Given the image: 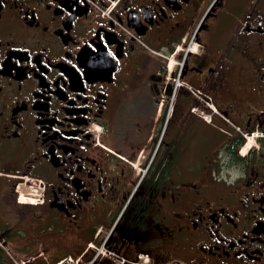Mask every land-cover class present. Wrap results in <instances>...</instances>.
<instances>
[{
	"label": "flooded vegetation",
	"instance_id": "af4514ba",
	"mask_svg": "<svg viewBox=\"0 0 264 264\" xmlns=\"http://www.w3.org/2000/svg\"><path fill=\"white\" fill-rule=\"evenodd\" d=\"M26 179L39 204L17 202ZM11 217L19 254L264 264V0H0Z\"/></svg>",
	"mask_w": 264,
	"mask_h": 264
},
{
	"label": "rangeland",
	"instance_id": "374dc122",
	"mask_svg": "<svg viewBox=\"0 0 264 264\" xmlns=\"http://www.w3.org/2000/svg\"><path fill=\"white\" fill-rule=\"evenodd\" d=\"M174 59V58H173ZM170 62V61H169ZM179 64V62L178 61H176L173 65L174 66H177ZM204 115V114H203ZM207 118V117H206ZM139 172V171H138ZM139 173H142V170L139 172ZM26 190V192H25V194H27L28 193V191H27V188L25 189ZM1 238H2V236H1ZM3 242L0 240V245L2 244ZM67 244V246H65V245H61V246H65L66 247V249H67V251H73V252H75L76 250H74L73 248H70L68 245H69V241H67V240H64L63 241V243L62 244ZM78 245V244H77ZM3 246H5V248H7L8 249V246L5 244V245H3ZM35 246H36V251L37 252H39V251H43V249H42V246H44V244L40 241V242H38V244H35ZM92 248V247H91ZM98 249L99 250H101L102 249V247H97L96 249H94V256L97 254V251H98ZM12 253L16 256V258H17V260L19 261V263H21V262H23L24 261V264H90V262H88L87 260H84V259H81V258H79V260H78V258L77 259H73V258H71V257H66V258H60L59 259V261L58 262H54V260L52 261L51 259H50V257L51 256H49L48 254H44V255H40V256H38V257H36V258H34L33 257V255H28L29 253H27V252H24L23 254H19V253H17L15 250L13 251L12 250ZM112 256L111 254H108V253H106V254H99L98 255V264H103V260H108V259H110L111 260V262L113 261L114 262V264H118V262L120 263L122 260H118V262H117V260H115V259H112V258H110V257ZM104 257H106L105 259H103ZM77 260H78V262H77ZM23 264V263H22ZM136 264H139V262H136ZM172 264V263H171Z\"/></svg>",
	"mask_w": 264,
	"mask_h": 264
},
{
	"label": "clouds",
	"instance_id": "9594fccd",
	"mask_svg": "<svg viewBox=\"0 0 264 264\" xmlns=\"http://www.w3.org/2000/svg\"><path fill=\"white\" fill-rule=\"evenodd\" d=\"M258 148L259 146L256 145ZM242 157L247 155V152H241ZM228 158H225V163H227ZM217 181L223 180L228 186H233L238 180L244 178V172L241 168L237 166L225 167L219 177H215Z\"/></svg>",
	"mask_w": 264,
	"mask_h": 264
},
{
	"label": "trees",
	"instance_id": "16d2710c",
	"mask_svg": "<svg viewBox=\"0 0 264 264\" xmlns=\"http://www.w3.org/2000/svg\"><path fill=\"white\" fill-rule=\"evenodd\" d=\"M0 264H13L1 248H0ZM103 264H112V263L111 262H109V263L104 262Z\"/></svg>",
	"mask_w": 264,
	"mask_h": 264
}]
</instances>
